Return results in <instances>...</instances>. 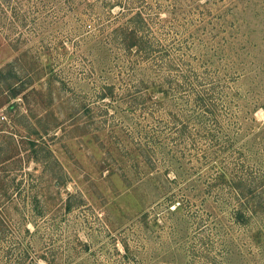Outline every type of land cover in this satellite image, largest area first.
Returning a JSON list of instances; mask_svg holds the SVG:
<instances>
[{"label": "rangeland", "instance_id": "rangeland-1", "mask_svg": "<svg viewBox=\"0 0 264 264\" xmlns=\"http://www.w3.org/2000/svg\"><path fill=\"white\" fill-rule=\"evenodd\" d=\"M0 264H264V0H0Z\"/></svg>", "mask_w": 264, "mask_h": 264}, {"label": "trees", "instance_id": "trees-1", "mask_svg": "<svg viewBox=\"0 0 264 264\" xmlns=\"http://www.w3.org/2000/svg\"><path fill=\"white\" fill-rule=\"evenodd\" d=\"M137 11L134 15H132L129 18V21L132 22L130 24L126 23V24H122L119 25L118 28L121 30L122 33V38H124L125 40V44L128 48H132L133 46H135L136 48L140 49V42L142 41L139 34V26L138 25V20L142 19V17H140V12ZM141 40V41H140Z\"/></svg>", "mask_w": 264, "mask_h": 264}]
</instances>
